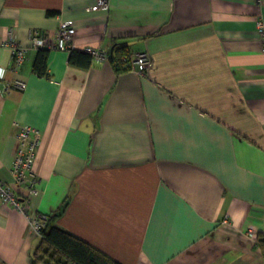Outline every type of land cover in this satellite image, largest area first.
Returning <instances> with one entry per match:
<instances>
[{
	"label": "crops",
	"instance_id": "1",
	"mask_svg": "<svg viewBox=\"0 0 264 264\" xmlns=\"http://www.w3.org/2000/svg\"><path fill=\"white\" fill-rule=\"evenodd\" d=\"M95 2L0 0V177L29 125L30 206L52 224L121 264H264V0ZM63 19L75 34L48 49V76L33 71L38 49L12 68L10 31L54 45ZM118 40L128 70L69 62ZM137 53L151 60L141 73ZM15 80L25 87L5 91ZM40 241L0 201V264H32Z\"/></svg>",
	"mask_w": 264,
	"mask_h": 264
},
{
	"label": "built area",
	"instance_id": "2",
	"mask_svg": "<svg viewBox=\"0 0 264 264\" xmlns=\"http://www.w3.org/2000/svg\"><path fill=\"white\" fill-rule=\"evenodd\" d=\"M106 6L107 0H96L90 9L97 10ZM30 34V45L28 47L14 41L13 33L9 32V36L12 39L10 45L13 69H17L22 64L29 48L49 49L53 47L61 50L69 49L70 41L75 34V28L70 19H63L55 32L54 45L46 35L39 31L33 30ZM83 51L96 60L108 57L107 52L91 46H85ZM133 62L137 71L141 73L147 69L151 60L146 53H137L134 55ZM4 72V69L0 70V81L4 78ZM11 85L18 89H23L25 82L23 80H15L7 84L4 90H8ZM17 137L19 145L10 168L11 179L5 181L0 177V201L20 211L27 219L28 229L34 234L41 235L48 225L49 216L37 210H32L30 206V198L39 193V188L35 186L36 177L32 171L35 152L40 141L39 132L29 125H21L17 132ZM250 235L252 236V232H250Z\"/></svg>",
	"mask_w": 264,
	"mask_h": 264
},
{
	"label": "trees",
	"instance_id": "3",
	"mask_svg": "<svg viewBox=\"0 0 264 264\" xmlns=\"http://www.w3.org/2000/svg\"><path fill=\"white\" fill-rule=\"evenodd\" d=\"M48 51V48H40L36 51L33 71L37 75H49L46 64ZM107 53V58L117 73L131 68L129 48L124 41H116ZM91 61V55L83 50L70 49L69 62L71 64L88 67ZM50 219L51 217L49 222ZM49 222L41 234L40 243L32 254V264H121L86 241ZM257 244L264 252V239H258Z\"/></svg>",
	"mask_w": 264,
	"mask_h": 264
}]
</instances>
